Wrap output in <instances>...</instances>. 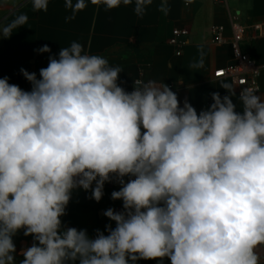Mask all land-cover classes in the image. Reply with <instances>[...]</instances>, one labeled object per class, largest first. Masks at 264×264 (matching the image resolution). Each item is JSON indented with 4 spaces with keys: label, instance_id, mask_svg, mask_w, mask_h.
I'll return each mask as SVG.
<instances>
[{
    "label": "clouds",
    "instance_id": "1",
    "mask_svg": "<svg viewBox=\"0 0 264 264\" xmlns=\"http://www.w3.org/2000/svg\"><path fill=\"white\" fill-rule=\"evenodd\" d=\"M107 9L134 5L142 17L153 0H90ZM186 4L192 0H185ZM49 0H32L47 11ZM75 12L86 0H65ZM159 11H170L160 0ZM0 26V38L27 23ZM39 52H51L47 44ZM202 66V61L200 63ZM25 91L0 78V264H16L13 237L33 236L20 264H260L264 245V96L244 88L237 111L211 94L197 110L164 82L131 92L119 66L73 41L37 73L20 70ZM113 177L121 185L107 209V235L63 227L71 193L91 190L99 202ZM125 177H129L125 181ZM94 185V186H93Z\"/></svg>",
    "mask_w": 264,
    "mask_h": 264
},
{
    "label": "crops",
    "instance_id": "2",
    "mask_svg": "<svg viewBox=\"0 0 264 264\" xmlns=\"http://www.w3.org/2000/svg\"><path fill=\"white\" fill-rule=\"evenodd\" d=\"M86 2L84 10L73 13L65 7V0H49L47 11L34 10L32 0H0V26L10 24L20 15L28 17L27 23L15 28L10 38H0V78L8 77L10 84L30 91L31 84L20 70L35 72L39 77V70L47 67L49 56H57L61 48L76 41L84 46L86 53L101 55L111 66H119L122 72L118 84L128 92L133 90V81L138 77L157 84H173L180 106L187 99L199 113L213 102V92L221 97L228 95L221 86L230 84L235 93L236 110H242L235 84L214 73L234 63L229 42L232 20L246 25L264 22V0H192L187 4L185 0H168L170 11L167 15L159 11L160 0H153L142 17L135 14L134 5L121 4L118 8L107 9L103 3ZM213 25L224 26V43L213 41ZM174 28L191 31L181 55L169 43ZM255 35L249 28L242 47L257 60L260 67L257 95L264 96V35L258 39ZM45 44L51 52L38 51ZM120 187L115 177L105 183L103 207L123 211L122 200L111 198V193ZM89 193L91 190L84 197L90 196ZM102 213L101 210L100 215ZM70 216L73 221L82 222L78 212ZM15 245L16 264H20L25 249L22 241ZM256 251L260 264H264V245Z\"/></svg>",
    "mask_w": 264,
    "mask_h": 264
},
{
    "label": "built area",
    "instance_id": "3",
    "mask_svg": "<svg viewBox=\"0 0 264 264\" xmlns=\"http://www.w3.org/2000/svg\"><path fill=\"white\" fill-rule=\"evenodd\" d=\"M249 28H252L255 32L256 39L264 35V22L254 23L252 25H246L240 23L237 20H232V38L229 41L234 56V63L220 68L214 73L216 77H227L236 86L238 94L244 88H255L260 89L259 77H260V67L257 60L250 56V54L244 51L242 44L246 38V34ZM213 34V41L216 43H224L225 39L223 37L224 26L223 25H213L211 28ZM191 31L188 28H174L172 35L169 39V43L176 47L177 54L181 55L184 47L187 45V38L190 36ZM148 80L143 77H138L133 81V88L135 86H141L147 83ZM174 91V85H168ZM129 177L125 179L127 181ZM82 189V188H76ZM74 189V190H76Z\"/></svg>",
    "mask_w": 264,
    "mask_h": 264
},
{
    "label": "rangeland",
    "instance_id": "4",
    "mask_svg": "<svg viewBox=\"0 0 264 264\" xmlns=\"http://www.w3.org/2000/svg\"><path fill=\"white\" fill-rule=\"evenodd\" d=\"M86 192L87 191L83 189H76L72 191L69 202L70 208H67L66 214L61 217L62 225L63 227H74L78 230L85 229L90 237H95L97 230L104 232L105 235H107L106 226H108L111 222H114L109 220L104 215V212L107 210V206L103 207V198L99 202L92 199L91 193L88 194L90 196L84 197ZM101 210L103 212L102 215H100ZM74 212H78L80 219H82L81 223L72 220L70 215ZM114 227L115 225H112V228ZM19 236L13 237L14 243L22 241L24 249L32 246L35 242L33 236L24 235L23 229ZM76 264H78V261ZM137 264H171V261L168 258H164L162 261L139 260Z\"/></svg>",
    "mask_w": 264,
    "mask_h": 264
}]
</instances>
